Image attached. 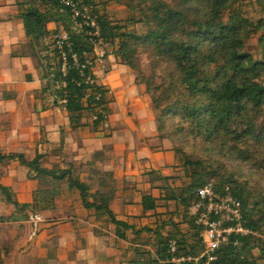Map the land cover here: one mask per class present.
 Here are the masks:
<instances>
[{"label": "trees", "instance_id": "16d2710c", "mask_svg": "<svg viewBox=\"0 0 264 264\" xmlns=\"http://www.w3.org/2000/svg\"><path fill=\"white\" fill-rule=\"evenodd\" d=\"M83 2L94 9L104 51L132 72L134 85L143 86L145 97L152 103L158 133L166 132L180 138L182 143L202 142L212 149H227L244 163L253 158L250 156L253 149L264 154V0ZM110 2L114 7L109 6ZM252 4L259 8L257 19L246 13ZM17 6L42 83L34 96V109L38 106L35 112L63 110L66 113L64 126L48 131L46 142L53 144L57 140L60 148L63 147L67 129L89 130L100 135L114 99L106 86L98 84L93 73V40L85 30L77 32L70 16L66 11L60 13L54 1L17 0ZM114 8L126 9L127 18L114 19L108 13ZM60 27L72 45L70 54L65 51L64 73L53 41ZM250 41L255 42L249 46ZM71 55L76 56V65ZM144 59L150 66L147 77ZM85 61L91 62L90 69H83ZM151 151L160 153L158 147ZM173 160L175 168L180 170L176 178L156 177L153 173L142 175L150 193L141 194L138 206L156 218L153 228H136L110 209L111 201L124 200L125 189L119 192L96 186L94 176L98 171L92 170L94 162L87 163L89 170L83 172L86 173L83 181L74 176L71 164L65 168L45 167V157L38 151L29 159L24 153L0 149V167L16 165L26 170L28 180H50L76 193L87 222L106 218L115 239L125 242L132 252L128 264H156L154 255L164 257L170 241L176 243L178 254L198 253L201 249L198 231L189 213L198 201V190L216 179V191L229 190L241 203L248 226L254 232V236L241 239L237 246L220 250L219 261L264 264V197L251 195L240 179L230 174L220 175L207 160H193L177 149L173 150ZM157 184L161 186L156 188ZM154 189L158 191L156 195L151 193ZM52 192L38 191L31 203L20 204L8 187L0 185L4 203L14 211L7 222H26L32 216L52 211ZM161 202L173 208L178 221L173 220L172 213L166 218L163 217L166 212L155 214ZM143 234L153 237L152 252L141 243ZM3 262L0 254V264Z\"/></svg>", "mask_w": 264, "mask_h": 264}, {"label": "crops", "instance_id": "0c3cea01", "mask_svg": "<svg viewBox=\"0 0 264 264\" xmlns=\"http://www.w3.org/2000/svg\"><path fill=\"white\" fill-rule=\"evenodd\" d=\"M110 12L120 14V18L115 15V19H125L127 16L123 10ZM33 56L34 51L18 18L17 0H0V149L7 153H23L21 150L34 143H38L34 146L38 145L35 150L40 153L39 137H43L47 129L44 118L57 111L35 112L38 106L35 105L34 109V96L42 83ZM93 73L98 84L106 86L114 98V113L109 115V120L117 131L112 140L125 139L132 144L124 146L125 142L122 148H114L113 161L99 164L96 186L101 185V190L108 188L119 192L125 189L122 192L125 199L130 194L135 195V184L148 187L146 178L142 177L144 169L158 171L164 164L160 153H152L147 145V140L158 136L155 115L141 86L134 85L132 72L118 65L114 57L104 58L101 64L95 66ZM4 94H7L5 98L2 97ZM21 103L29 104L31 111L25 113L17 110ZM58 191L59 195L54 196L52 211L39 214L42 222L36 232L30 230L27 222L1 221L0 254L3 264H124L123 248L117 247L119 243H124L116 240L113 232L110 235L108 229L112 231V228L106 218L85 221L86 212L80 206L77 194L63 187ZM69 196H74L75 200L67 199ZM120 200H113L109 204L114 214H117L114 203L126 202ZM139 200L140 196L134 198L132 205H129L131 202L124 205L141 209ZM72 209L83 210L85 215L69 217L68 214L76 213L70 211ZM128 211L130 214L127 216L135 218V211ZM99 219L103 221L100 228H105L101 234H97ZM108 236L113 240L112 244L105 242ZM109 245L110 248H117L113 250L114 254L109 253ZM66 250H69L68 254Z\"/></svg>", "mask_w": 264, "mask_h": 264}, {"label": "rangeland", "instance_id": "374dc122", "mask_svg": "<svg viewBox=\"0 0 264 264\" xmlns=\"http://www.w3.org/2000/svg\"><path fill=\"white\" fill-rule=\"evenodd\" d=\"M97 2H106L107 0H96ZM114 4L110 2L109 6L114 7ZM112 10L115 11H124L126 12V15H128V12L124 8H114ZM259 8L255 5H249L246 8V13L249 15L252 19H257L260 15L258 12ZM109 14L113 15L115 19V15L112 14V12L109 11ZM118 18H120V14L116 15ZM127 18V16H126ZM125 18V19H126ZM138 28V27H137ZM255 41L248 42L249 46L253 45ZM112 56L110 52L106 53V57ZM113 57V56H112ZM145 62L144 64V76L147 77L150 75V66L148 65V62L146 59L143 60ZM95 69V68H94ZM96 71H98L96 69ZM157 72H159L157 70ZM141 86V85H140ZM143 92L144 88L141 86ZM112 96V94H111ZM113 98V96H112ZM114 99V98H113ZM151 102V101H150ZM152 105V103H151ZM126 107V106H125ZM17 110L20 112L29 113V104H18ZM153 110V108H152ZM114 113V105L111 106V113ZM154 113V110H153ZM50 114V113H49ZM66 116L63 112V110H57L55 113H52L51 115H48V118H44V125L47 128L46 133L43 137H39V141L41 142V148L40 153L44 155L45 167H50L51 165H55L61 168H65L69 164L74 166V176L79 177L80 180L85 181L86 173L83 174V172H87L89 170V167L87 166V163L94 162L92 170L98 169L99 164H103L104 161L111 162L113 161V154H114V148L115 150L119 148H122V144L124 146H130L132 144H129L130 141L123 140L116 138V142L112 140V136L115 135V132L117 131L113 125L110 124V120L108 118L107 127H104L100 130L101 133L94 134L91 133L89 130H66V140L63 147L60 148V146L57 144L58 141L55 140V142L47 143V132L53 129H56L58 127H63L65 122ZM126 120V119H125ZM44 128V127H43ZM45 129V128H44ZM168 132H170V129H168ZM158 133V132H157ZM101 136H103L101 138ZM112 141V143H111ZM35 142V141H34ZM43 142V143H42ZM34 143L32 145H29L28 147L21 150L29 159H32L34 157L35 148H38V145L34 146ZM134 145V144H133ZM147 145L150 148L158 147V152H160V155L163 157L164 164L160 168L161 170L154 171L152 169H144V174H154L156 177H167V176H176L178 177V173L180 172L179 168H175V163L173 160V150L177 149L182 152H184L186 155H188L193 160H207L210 162L215 168L218 170L219 174L222 175H232L235 178L240 179L242 182H244L249 189L251 195L254 197H264V154H257V150L253 149L250 156L253 158L250 159V161L241 162L240 160L236 159L235 154H232L229 150L223 149V150H216L209 148L206 146L205 143H193V142H184L182 143L180 141V138L171 137L168 133H158V136L156 138H151L147 140ZM171 152V153H169ZM96 154H100L98 158L94 157ZM262 158V159H261ZM97 176V175H96ZM96 176H94L96 178ZM102 176V175H101ZM175 177V178H176ZM214 184H216V179L210 180ZM96 184V182H95ZM0 185L8 187L11 192L14 194L15 199L20 204L25 203H31L33 194L38 192L37 190L43 192L45 194V191L50 190L53 191L52 193L54 196L59 195V191L57 189H61L62 185L54 184L50 180L46 179H38V180H28L26 178V170L19 168L16 165H11L8 167H0ZM94 185V183H93ZM111 185V184H110ZM142 185V187H141ZM161 186L160 184L155 185V187ZM135 195L132 196L130 194L128 198H125L124 201L131 202L129 205H132V201H134V198H139L141 194H148L150 193L149 186L146 188V185L143 186V184H135L134 187ZM157 189H154L151 191L153 195L157 194ZM78 196V195H77ZM71 201L75 200L74 196H69L67 198ZM137 200V199H136ZM135 200V201H136ZM79 201V200H78ZM123 202V200H120ZM125 202V203H126ZM134 206V205H133ZM135 207V206H134ZM131 208V209H130ZM136 208V209H135ZM132 208L131 206L124 205L121 202L114 203V210L117 213L116 215L122 219L125 220L128 224H134L136 228H153L155 224V216L152 215L150 212H143L141 209L135 207ZM131 212L134 210L135 215L133 217H128L127 215L130 214L128 211ZM70 211H74L76 213H70L68 216H84L85 212L80 209H72ZM13 208L10 205H7L4 203V198L0 194V223H3L1 221H5L11 214H13ZM163 217H169L170 213L175 215L173 213V208L169 207L168 205H164L163 202L160 203V207L157 209L155 214L158 213H164ZM132 214V213H131ZM190 215V213H189ZM191 216V215H190ZM43 219V218H42ZM107 220V219H105ZM173 220L178 221L177 216L173 217ZM7 221V220H6ZM29 226H31L30 230L32 229V232H36L39 225L37 224L34 226L30 220L26 221ZM102 219H99V222L97 224L98 232L97 234L104 233L105 230L104 227L100 228V225L102 223ZM105 224V223H104ZM103 225V224H102ZM183 227V226H181ZM110 228V227H109ZM108 232L110 235L112 234V231L108 229ZM96 235V234H95ZM140 241L142 244H146L149 247L145 250L147 251H153V246L151 245V240H153L152 236L143 234L140 237ZM105 242H109L110 244L113 243V240L110 239L108 236V239L105 240ZM123 244L119 243V246L121 247L122 252H124L125 260L126 262L124 264H128V259L132 257V252L130 249L127 248V244L123 242ZM67 249V246H66ZM116 250L117 248H110L109 245V253H113V250ZM128 249V250H127ZM61 250V248H60ZM63 250V248H62ZM65 251V250H63ZM69 250H66V254H68ZM116 252V251H115ZM116 254H119L118 252ZM156 256V255H154ZM155 259V258H154Z\"/></svg>", "mask_w": 264, "mask_h": 264}, {"label": "built area", "instance_id": "2783aa9c", "mask_svg": "<svg viewBox=\"0 0 264 264\" xmlns=\"http://www.w3.org/2000/svg\"><path fill=\"white\" fill-rule=\"evenodd\" d=\"M51 1L57 3L60 13L67 12L74 22L77 32L86 31L85 33L94 42L92 48L95 66L101 64L108 52L103 49L93 7L85 4L83 0ZM53 41L62 59V72L64 73L67 65L65 51L67 50L70 54L72 45L68 34L61 27L53 36ZM71 60L75 65L77 64L75 55H71ZM90 67L91 62L85 61L83 69H90ZM197 200L190 215L194 218V226L198 231L201 249L194 255L178 254L176 243L170 241L164 257L154 256L156 264H224L219 261L218 252L220 250L229 245L237 246L241 239L254 236V232L244 217L241 203L232 196L227 188L222 192H217L215 184L210 181L198 190ZM29 220L34 226L42 222L39 217L35 216L30 217Z\"/></svg>", "mask_w": 264, "mask_h": 264}]
</instances>
